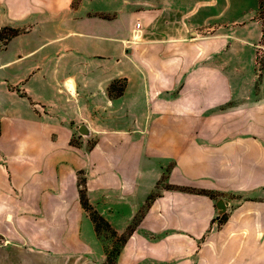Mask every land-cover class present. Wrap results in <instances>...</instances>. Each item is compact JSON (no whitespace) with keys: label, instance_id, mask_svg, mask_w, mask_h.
I'll return each mask as SVG.
<instances>
[{"label":"crops","instance_id":"0c3cea01","mask_svg":"<svg viewBox=\"0 0 264 264\" xmlns=\"http://www.w3.org/2000/svg\"><path fill=\"white\" fill-rule=\"evenodd\" d=\"M75 1L0 0V264H264V0Z\"/></svg>","mask_w":264,"mask_h":264},{"label":"trees","instance_id":"16d2710c","mask_svg":"<svg viewBox=\"0 0 264 264\" xmlns=\"http://www.w3.org/2000/svg\"><path fill=\"white\" fill-rule=\"evenodd\" d=\"M19 33L18 30H14V29H10V28H2L0 29V40H7V39H10L11 37H14L16 36L17 34ZM122 89H123V84L119 85L117 87V83H113L111 84L110 88H109V93L110 95H115V96H118L121 94L122 92ZM81 205L83 206V208L89 210L91 213H90V216H91V219L93 220V222L95 223V227L97 229H99V226H98V223H102L104 222L100 217H98L95 212H93L91 210V208L89 207V205L87 204V201L85 200L84 196L81 195ZM114 251V250H113ZM116 254V250H115V253L113 254L115 256ZM114 258V257H113ZM108 262V261H107ZM113 262V261H112ZM111 262V263H112ZM109 264V262H108ZM113 264V263H112Z\"/></svg>","mask_w":264,"mask_h":264},{"label":"rangeland","instance_id":"374dc122","mask_svg":"<svg viewBox=\"0 0 264 264\" xmlns=\"http://www.w3.org/2000/svg\"><path fill=\"white\" fill-rule=\"evenodd\" d=\"M257 64H258L257 65L258 68H260L259 66L261 65V58H259V60L257 61ZM242 131H244V130H242ZM87 211L89 212V215H90L91 212L89 210H87ZM98 226H99V230H103L105 235H107V236H112L113 235V232L110 230V228L108 227V225L105 222L98 223ZM117 241H118L117 239L113 241V245H112L113 248L110 250V252L108 254L107 261L109 262V264H112L111 262L113 261V257H114L113 254L115 253V250L117 249V246H116L117 245Z\"/></svg>","mask_w":264,"mask_h":264},{"label":"water","instance_id":"95a60500","mask_svg":"<svg viewBox=\"0 0 264 264\" xmlns=\"http://www.w3.org/2000/svg\"><path fill=\"white\" fill-rule=\"evenodd\" d=\"M221 202H219L218 204H217V206H218V208H221Z\"/></svg>","mask_w":264,"mask_h":264},{"label":"built area","instance_id":"2783aa9c","mask_svg":"<svg viewBox=\"0 0 264 264\" xmlns=\"http://www.w3.org/2000/svg\"><path fill=\"white\" fill-rule=\"evenodd\" d=\"M136 27L138 28L139 27V24H137Z\"/></svg>","mask_w":264,"mask_h":264}]
</instances>
